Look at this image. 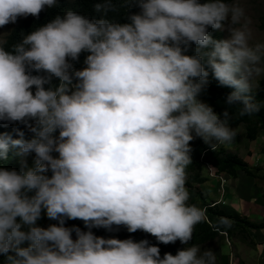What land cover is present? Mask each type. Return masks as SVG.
Returning <instances> with one entry per match:
<instances>
[{
    "label": "clouds",
    "instance_id": "9594fccd",
    "mask_svg": "<svg viewBox=\"0 0 264 264\" xmlns=\"http://www.w3.org/2000/svg\"><path fill=\"white\" fill-rule=\"evenodd\" d=\"M57 3L0 0V29ZM246 3L95 0L99 19L68 10L18 41L0 32V122L32 134H0V161L14 152L21 164L0 167L4 264H217L216 252L191 243L196 228L209 223L227 235L233 221L212 224L206 207L189 202L191 142L227 148L239 133L230 121L258 117L253 93L264 79V40ZM132 6L139 12L127 22L110 16ZM209 29L229 36L214 39ZM83 53L77 70L72 62ZM210 72L233 89L220 114L200 99ZM42 214L57 223L38 226ZM114 226L185 247L161 257L146 239L91 230Z\"/></svg>",
    "mask_w": 264,
    "mask_h": 264
},
{
    "label": "trees",
    "instance_id": "16d2710c",
    "mask_svg": "<svg viewBox=\"0 0 264 264\" xmlns=\"http://www.w3.org/2000/svg\"><path fill=\"white\" fill-rule=\"evenodd\" d=\"M95 0H58V3L53 8H45L39 15V17H20L15 24H11L6 33H11L10 41H18L22 34H27L31 32L34 28L42 26L47 22L51 21L57 15H63L66 11L72 10L79 14L85 15L90 19H99L101 14L95 11ZM139 12V8L132 6L129 9H122L118 13H110V16L118 20L119 22H127V16ZM259 28L264 29V13L260 14L258 20ZM209 34L214 39H223L222 32L209 29ZM191 54V52H189ZM87 53L81 54L78 61L72 62L75 69L79 70L83 68L84 60ZM53 83H58L57 80L53 79ZM47 87V86H46ZM233 91V89L228 87L220 86L218 81H216L213 76L208 77V82L205 85V91L200 97L206 99L210 106L220 114L228 108L225 103L226 96ZM253 102L260 105V111L257 113L256 118H237L230 121L231 125H241L243 128V136L246 139L252 140L257 136L261 138V144L259 151L264 156V79H261L260 85L254 90ZM230 115H234V111L229 109ZM17 131H23L26 138L31 137V132L28 130L26 125L19 123L10 122H0V134L10 135L13 138L17 137ZM192 148V159L193 164L189 167V181L188 187L192 193V198L189 201L192 204H196L200 207H206L208 209L209 219L212 224H215L219 217H228L233 221V227L227 230V233L232 232H244L246 229H264V218L259 221H251L244 216L239 214H233L224 211L216 202L208 201L205 196L200 192L199 189L193 186L194 183H201L209 176H207L202 171L204 170V162L210 163L216 172H225L230 177L236 176V171L241 170L244 174L257 177L262 182V188L260 191V199L264 204V167H259L257 165H249L241 156L236 152L230 151L225 147H220L216 151H213L209 144L203 142L200 138H196L191 142ZM29 166H31L32 161H28ZM0 167L8 169H17L21 167L20 158L16 157L14 152L9 153V158L4 161H0ZM50 175V173H49ZM57 223V221L51 220L46 227L50 224ZM66 227L74 228L79 227L83 231H87V227L80 220H66ZM95 235L104 238H117V239H133L134 241L148 240L151 245L158 246L160 248L161 257L165 253H171L173 255L180 249H182L181 244L177 241L174 244H162L159 243L151 235L144 233L142 231H137L135 233H129L125 227L116 228L115 226L111 231L104 228H93L91 229ZM221 235L220 233L213 230L209 223L200 224L196 228L194 240L191 243H203L216 236ZM73 238H75V233L73 232ZM224 261H226V256H223Z\"/></svg>",
    "mask_w": 264,
    "mask_h": 264
},
{
    "label": "rangeland",
    "instance_id": "374dc122",
    "mask_svg": "<svg viewBox=\"0 0 264 264\" xmlns=\"http://www.w3.org/2000/svg\"><path fill=\"white\" fill-rule=\"evenodd\" d=\"M249 11V15L253 21V26L255 28V35L258 40H264V29L259 28L258 26V20L260 14L264 13V0H247V3L245 5ZM11 24L6 26L3 29H0V32L6 33L9 29ZM229 36V32L225 30L222 32V38H227ZM200 99L209 104L208 101L202 97ZM237 131L239 132L237 137H236V142L233 143L232 145L228 146L226 149L230 151L236 152L239 156L242 158L245 157L247 160L250 158L248 157V154L250 153V148L251 150H254V152L258 153L259 152V147L261 144L258 139H261L260 136H257L255 139L249 140L246 139L243 136V128L242 126H236ZM235 128V127H234ZM199 137H194L193 141ZM201 139V138H200ZM202 140V139H201ZM203 141V140H202ZM246 141V142H245ZM204 142V141H203ZM250 142V145H249ZM33 156L30 155L27 157V160L33 162ZM262 160V158L260 159ZM264 160V156H263ZM258 164V162L256 163ZM260 164V163H259ZM264 164L261 163V167L263 168ZM205 172V168L203 170ZM209 177H214V176H209ZM243 183V189L241 190L242 193L245 191H248L247 188V183L245 179L242 180ZM229 185V184H228ZM246 185V186H245ZM193 186L196 188V185L193 184ZM230 186L232 187V184L230 183ZM230 186H228L226 189H228ZM219 187V186H218ZM201 192V191H200ZM219 192H225V186L224 189L222 190L221 188L219 189ZM254 197L252 196L251 200H253ZM51 220H49L46 215L42 214V217L40 220H38L37 224L40 227H46L48 223ZM252 229H246L244 232H232V233H227V235H219L216 236L208 241H205L203 243H200L204 248L206 249H211L212 251L216 252L217 255V264H228L227 262V253L230 251L236 258L238 264H254L255 261L257 260V263L261 264L259 259H256V252H255V247L253 246L254 243L256 242L252 236L254 232ZM264 232V230H262ZM256 239V238H255ZM182 249L185 247V245H181ZM223 256H226V261H224ZM0 264H4V258L0 257Z\"/></svg>",
    "mask_w": 264,
    "mask_h": 264
},
{
    "label": "crops",
    "instance_id": "0c3cea01",
    "mask_svg": "<svg viewBox=\"0 0 264 264\" xmlns=\"http://www.w3.org/2000/svg\"><path fill=\"white\" fill-rule=\"evenodd\" d=\"M232 127L240 125H231ZM257 139V138H256ZM261 143V139H258ZM246 142V141H245ZM250 145V142H249ZM260 145V144H259ZM248 154L249 160L245 161L249 165H257L261 167V163L264 164L263 154L259 151L258 153L254 150L249 149ZM262 158V160H260ZM244 159V158H243ZM258 162V164H256ZM260 163V164H259ZM264 167V166H263ZM203 172V171H202ZM205 173V172H203ZM226 177L225 192H219V179L217 177H208L201 183H194L196 188L201 191L208 201L216 202L224 211L239 214L246 217L251 221H259L264 218V204L260 199V191L262 188V182L259 178L244 174L241 170L236 171L235 177H230L225 172H221ZM248 181V191L242 193L243 183L242 180ZM232 184V187L230 186ZM229 184V185H228ZM230 186L228 189H226ZM246 186V185H245ZM224 189V188H223ZM252 196L254 197L251 200ZM264 229L253 230L254 234L252 238L256 241L254 243L256 259H261V264H264ZM252 232V233H253ZM256 238V239H255ZM257 260L255 261V263Z\"/></svg>",
    "mask_w": 264,
    "mask_h": 264
},
{
    "label": "built area",
    "instance_id": "2783aa9c",
    "mask_svg": "<svg viewBox=\"0 0 264 264\" xmlns=\"http://www.w3.org/2000/svg\"><path fill=\"white\" fill-rule=\"evenodd\" d=\"M204 168H205V174L208 176H215L219 179V189L221 188L223 190L225 184H226V177L220 172H216L215 168L208 162H204ZM227 262L228 264H238L235 256L229 251L227 253ZM259 264V263H254Z\"/></svg>",
    "mask_w": 264,
    "mask_h": 264
}]
</instances>
